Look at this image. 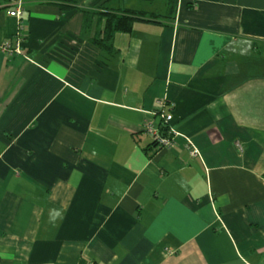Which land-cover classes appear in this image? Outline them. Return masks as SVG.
Here are the masks:
<instances>
[{
  "label": "crops",
  "instance_id": "crops-1",
  "mask_svg": "<svg viewBox=\"0 0 264 264\" xmlns=\"http://www.w3.org/2000/svg\"><path fill=\"white\" fill-rule=\"evenodd\" d=\"M155 1L0 0V264H264V0Z\"/></svg>",
  "mask_w": 264,
  "mask_h": 264
},
{
  "label": "trees",
  "instance_id": "trees-1",
  "mask_svg": "<svg viewBox=\"0 0 264 264\" xmlns=\"http://www.w3.org/2000/svg\"><path fill=\"white\" fill-rule=\"evenodd\" d=\"M10 1V0H9ZM47 2L54 3L58 5L61 10L69 11L76 8L77 0H46ZM169 2V14L175 12L178 0H168ZM93 10L86 11V15L91 14ZM102 17H105V28L103 36L100 39H94L95 44L102 47L104 50L110 51L112 48L113 38L116 33H126L129 34L133 31V26L137 21L152 22L147 19L144 13L136 11H119V12H102L100 13ZM166 127L162 128L164 135H166ZM153 145L159 147L156 142Z\"/></svg>",
  "mask_w": 264,
  "mask_h": 264
},
{
  "label": "built area",
  "instance_id": "built-area-1",
  "mask_svg": "<svg viewBox=\"0 0 264 264\" xmlns=\"http://www.w3.org/2000/svg\"><path fill=\"white\" fill-rule=\"evenodd\" d=\"M4 7V5L0 4V8ZM9 15L16 18H22L24 15V0H10V7L8 9ZM5 49L10 50V52L13 51L11 48V45L7 44L5 46ZM16 51L19 52L18 48ZM162 118V124L161 129H156L152 124H147L145 126V131L151 136L154 142L157 143V145L160 148H170L173 145L175 137L178 135L177 133H174L173 131H169V134L164 135L162 128L167 126V123L169 122V116L166 115L164 112L161 114ZM195 154V152H193Z\"/></svg>",
  "mask_w": 264,
  "mask_h": 264
},
{
  "label": "rangeland",
  "instance_id": "rangeland-1",
  "mask_svg": "<svg viewBox=\"0 0 264 264\" xmlns=\"http://www.w3.org/2000/svg\"><path fill=\"white\" fill-rule=\"evenodd\" d=\"M156 2H157V3H156ZM155 3H156V4H159V11H160V12H164L161 0H159V1L157 0V1H155ZM145 6L150 7L149 5H145ZM153 7H154V5H153ZM154 8H155V7H154Z\"/></svg>",
  "mask_w": 264,
  "mask_h": 264
},
{
  "label": "bare ground",
  "instance_id": "bare-ground-1",
  "mask_svg": "<svg viewBox=\"0 0 264 264\" xmlns=\"http://www.w3.org/2000/svg\"><path fill=\"white\" fill-rule=\"evenodd\" d=\"M7 1V0H6Z\"/></svg>",
  "mask_w": 264,
  "mask_h": 264
}]
</instances>
